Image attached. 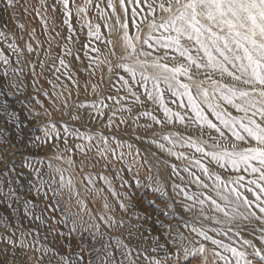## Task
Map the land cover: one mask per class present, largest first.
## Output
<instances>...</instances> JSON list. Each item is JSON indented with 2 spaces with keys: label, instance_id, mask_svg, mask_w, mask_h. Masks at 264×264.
<instances>
[{
  "label": "snow or ice",
  "instance_id": "6c2138e0",
  "mask_svg": "<svg viewBox=\"0 0 264 264\" xmlns=\"http://www.w3.org/2000/svg\"><path fill=\"white\" fill-rule=\"evenodd\" d=\"M3 11L0 81L15 95L31 80L39 134L5 121L0 169L16 172L8 184L23 174L38 195L66 194L65 223L92 242L64 244L55 225L29 239L5 221L0 264H264V0H3ZM142 174L162 206L129 191Z\"/></svg>",
  "mask_w": 264,
  "mask_h": 264
},
{
  "label": "rangeland",
  "instance_id": "374dc122",
  "mask_svg": "<svg viewBox=\"0 0 264 264\" xmlns=\"http://www.w3.org/2000/svg\"><path fill=\"white\" fill-rule=\"evenodd\" d=\"M103 6V5H102ZM95 15V13H93ZM22 22H24V18L22 17ZM10 23L9 13L3 11V0H0V25H8ZM59 23V21H57ZM36 26L38 29L39 35V20L34 19L32 20L29 27ZM13 29L15 30V24H12ZM40 39L43 40L44 37L41 35ZM79 39L83 41L85 39L84 32L80 33ZM74 47H79V44L75 45ZM55 51H62V49L54 50ZM92 55H96L92 53ZM71 59V57H69ZM76 66L80 68L81 78L86 75L83 65L80 64L79 61L75 62ZM27 71V70H26ZM3 70L0 69V75H2ZM51 78V76L49 77ZM24 92L21 93L19 90H13L15 95L9 92L8 89V82L7 78L0 81V87L3 88V93H0V106H7L8 113H5L4 108L0 107V117H3V120H0V127L5 126V121H23V128L25 132L31 130L32 136L38 133L35 124L37 122L32 120V117L29 114V111L26 107L28 105L29 100L34 99L35 90L31 87V80L28 78L24 79ZM45 88L51 89V85H44ZM27 97V99L22 98ZM83 98V97H82ZM47 99V98H44ZM174 108L175 105H172ZM15 112V116L13 117L11 114ZM39 110V109H37ZM57 118H59L57 116ZM63 119L67 120V117ZM8 126H11L10 124ZM31 158V157H29ZM79 159V156L76 157ZM37 159H45L43 155L37 157ZM17 169L20 167L19 163V156H17L15 162ZM48 161L45 159V164ZM52 164L54 167L61 166L60 161L53 160ZM63 167H67V165H62ZM48 170L45 169V172ZM72 170L70 169L69 172H66L65 175L68 176L71 174ZM14 176H16V172H9L3 169H0V226H3V223L6 221L9 225V230H14L17 226H20L25 229H31L33 236H30L29 239H32L37 233H39L40 237H43L47 234L48 228L52 225H55V228L58 232L64 233L63 243H69V237L75 239L76 241H83L86 244L88 242H92V237L88 232H84L82 229L78 231H71L73 228V224L70 220L65 223L67 220V212H66V205L65 200H67V195L63 198L60 196H54L51 189H47L48 195L44 196L43 191L38 195L36 190L31 187L30 178L27 175H21L17 177L15 185L8 184L7 182L10 181ZM47 178V177H45ZM164 179H167V174H165ZM75 180H79V177L76 176ZM80 187L79 185H77ZM15 188L16 191L6 199L4 198L5 193H9L12 188ZM139 200L140 202L146 207H158L162 206L164 201V197L158 193L153 191V187L149 185L144 178L143 174L141 175V184L137 187L135 184L129 189ZM17 197L19 200L17 202ZM31 201V204L26 205L25 201ZM57 200H60V203H57ZM149 201H154V204H149ZM74 203V200H73ZM8 205H12L9 207ZM34 206V213L35 216H40L44 223L41 221H37L34 217L29 214L25 215V208L26 207H33ZM96 207V202L93 201L90 205L89 210L91 211ZM55 209V211H53ZM72 211H77L76 207L72 208ZM87 219V217H85ZM57 235L56 232L53 233V236ZM52 239V236L49 237V240ZM162 254V253H161ZM89 259L91 258L88 256V253L84 254ZM81 264H84V261L81 260Z\"/></svg>",
  "mask_w": 264,
  "mask_h": 264
}]
</instances>
